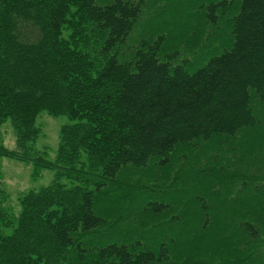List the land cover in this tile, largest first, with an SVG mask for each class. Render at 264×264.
Wrapping results in <instances>:
<instances>
[{
	"label": "trees",
	"instance_id": "1",
	"mask_svg": "<svg viewBox=\"0 0 264 264\" xmlns=\"http://www.w3.org/2000/svg\"><path fill=\"white\" fill-rule=\"evenodd\" d=\"M177 1L132 40L148 0H0V157L57 171L17 216L0 185V264H264V0ZM42 111L71 121L54 160Z\"/></svg>",
	"mask_w": 264,
	"mask_h": 264
},
{
	"label": "rangeland",
	"instance_id": "2",
	"mask_svg": "<svg viewBox=\"0 0 264 264\" xmlns=\"http://www.w3.org/2000/svg\"><path fill=\"white\" fill-rule=\"evenodd\" d=\"M172 2L175 7L178 6V9L182 7L180 1L172 0ZM164 3L161 4L160 0H148L144 8V15L141 16L139 23L134 27L130 39L137 38L141 34V28L149 30L150 28L162 26L166 10H162L161 5ZM179 12L182 13L181 10ZM179 15L178 18L180 19L182 16L181 14ZM219 30L220 32L224 31L225 34L223 35H226L223 38L222 44L215 43V38L208 37L209 35H207L206 39H203L202 43L195 49V52L191 53L188 48H183L180 53L181 58L200 59L206 57V55L210 57L218 54L221 49L227 47L226 42L228 40L226 27L221 26ZM63 33L66 38L72 37L70 40L71 44L76 49L78 48L82 54H85L90 59L96 56L99 57V54H96V46L88 29L81 33L76 29H65ZM195 67L198 68V66ZM70 122V119L66 115L52 116L42 111L36 119V125L40 129V134L33 145L34 149L39 150V152H45L48 159L54 160L60 141V131L64 125ZM0 132V143L9 149H13L15 147V132L9 120L2 124ZM0 171V185L7 196L4 205L15 216L18 215L21 209L18 198L27 191H36L41 187L47 186L55 180L57 173L55 169H35L31 164L8 157H0ZM58 179V181L65 183L67 187L75 183L70 182L62 173L58 175Z\"/></svg>",
	"mask_w": 264,
	"mask_h": 264
}]
</instances>
